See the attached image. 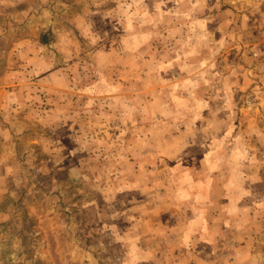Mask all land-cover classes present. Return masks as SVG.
I'll return each mask as SVG.
<instances>
[{
    "label": "rangeland",
    "instance_id": "1",
    "mask_svg": "<svg viewBox=\"0 0 264 264\" xmlns=\"http://www.w3.org/2000/svg\"><path fill=\"white\" fill-rule=\"evenodd\" d=\"M231 1H2L0 264H264V3Z\"/></svg>",
    "mask_w": 264,
    "mask_h": 264
},
{
    "label": "crops",
    "instance_id": "2",
    "mask_svg": "<svg viewBox=\"0 0 264 264\" xmlns=\"http://www.w3.org/2000/svg\"><path fill=\"white\" fill-rule=\"evenodd\" d=\"M2 1L3 0H0V9H2L0 12H3L4 11L3 10V7L1 6L3 4ZM248 1H251V0H248ZM260 1L264 3V0H260ZM231 2L234 3V4L229 5L228 6L229 8L226 9V12L239 11V10H237L239 6L236 5V1L235 0H232ZM246 3L249 4L250 2L245 1L243 3V5L246 4ZM17 13H20V12H17ZM261 14H263V13L261 12ZM260 21L262 23L261 25H263L264 24V15H263V18H261ZM260 21H259V23H260ZM227 27H229V28L232 27V24H229V26H227ZM211 137H212V135H211ZM198 183H199L200 187H202V189H204V190H208L211 187V182L210 181L207 182V180L206 181L200 180ZM186 184H194V182H189V183L186 182ZM212 204H213L212 200H207L206 199V201H204L203 203H201L202 209H201V212H200L199 216L196 214L197 215V217H195L196 220H198V221L200 220L201 223L202 222L203 223L206 222L203 225H207V226L209 225L210 226V223H212L213 221H216L217 220V215L216 216H213V215L210 214V211H209L210 210V205H212ZM206 208H207V210H206ZM204 233H206V232H204ZM203 236H205V235H203ZM170 237H173V235L171 233L167 235V238L168 239H170ZM193 239H196V243L195 244L193 243L195 246L192 245L189 248L188 247L185 248V247H183L184 246L183 245L182 248H181V252L182 253L191 254L192 252H194V253H197L198 254V253L204 251V250L201 249L202 246H198L197 247V245H199L198 244V241H197L198 238L193 237ZM201 240L202 241H205V242L207 241L204 238H202Z\"/></svg>",
    "mask_w": 264,
    "mask_h": 264
},
{
    "label": "trees",
    "instance_id": "3",
    "mask_svg": "<svg viewBox=\"0 0 264 264\" xmlns=\"http://www.w3.org/2000/svg\"><path fill=\"white\" fill-rule=\"evenodd\" d=\"M41 42H42L43 44H45V43H46V41H44V40H41Z\"/></svg>",
    "mask_w": 264,
    "mask_h": 264
}]
</instances>
